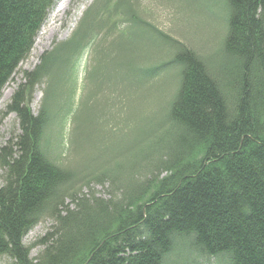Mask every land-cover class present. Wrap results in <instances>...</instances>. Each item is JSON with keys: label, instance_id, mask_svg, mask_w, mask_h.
Here are the masks:
<instances>
[{"label": "trees", "instance_id": "obj_1", "mask_svg": "<svg viewBox=\"0 0 264 264\" xmlns=\"http://www.w3.org/2000/svg\"><path fill=\"white\" fill-rule=\"evenodd\" d=\"M58 1L0 0V96ZM133 2L94 0L70 38L23 72L26 81L7 106L17 115L20 132L0 149V259L8 264H264V0H225L220 66L142 20ZM119 14L126 32L110 41ZM146 39L168 48L166 57L142 65ZM122 44V78L130 80L134 101L163 102V119L142 121V112L132 113L139 117L130 131L134 155L127 175L122 167L110 174L102 167L60 165L84 54L94 47L91 73L104 80L100 51ZM173 79L172 99L162 101L161 91ZM68 83L74 90L66 94ZM42 84L35 114L31 105ZM56 86L59 98L52 91ZM94 182L108 185L106 196L93 190ZM47 217L54 225L34 244L41 248L33 257L25 238Z\"/></svg>", "mask_w": 264, "mask_h": 264}, {"label": "rangeland", "instance_id": "obj_2", "mask_svg": "<svg viewBox=\"0 0 264 264\" xmlns=\"http://www.w3.org/2000/svg\"><path fill=\"white\" fill-rule=\"evenodd\" d=\"M93 1L70 0L58 16L52 18L55 9L51 13L41 30L43 33L40 32L36 39L30 56L20 65L14 79L8 83L0 96V149L20 132L17 115L9 111L7 106L18 85L26 81L23 72L34 70L40 63L43 53L51 51L56 44L70 38L84 11ZM133 3L142 20L155 25L193 49L210 64L220 66V49L227 32L225 0H134ZM114 20H118L117 28L111 32L110 41L118 33L126 32L128 25L123 21L121 14ZM145 41L146 45L142 43V65L155 64L168 54V48L153 44L149 39ZM147 44L150 52L144 50ZM125 48L126 46L122 44L120 48L114 45L112 48L106 47L100 51V55L104 56L103 72L106 77L99 81L94 77V73H91L96 63L94 47H90L84 54L78 70L79 79L74 97L76 107L63 130V140L68 151L66 150L57 160L60 165L82 170L102 167L101 172L106 171L110 174L115 173L118 167H122L126 169L127 175L128 165L134 155V150L130 146L132 139L130 131L136 126V119L139 117V114L132 113L142 112V121L144 118L145 120L161 118L160 109L164 108V103H153L150 98L137 105L134 101L137 95L132 93L129 87L130 80L122 78V67L126 60ZM139 50L140 46L138 53ZM221 76L223 79L222 73ZM174 81L173 79L168 82L164 91H161L162 101L172 99ZM59 87L52 89L57 98H59ZM44 90L45 84L35 90L31 105V110L35 114L40 109ZM72 90H74L73 84L68 83L64 86L66 94L71 93ZM154 104L157 106L152 107ZM76 137L80 140H75ZM3 173L4 169L0 165V187L4 183ZM78 185L84 184L78 182ZM91 186L99 195H107V184L94 182ZM82 191L88 193L89 188L83 187ZM53 225V219L47 217L26 236L25 243L32 246L33 257L41 248L34 244L52 230ZM8 262L6 258L0 259V264H8ZM212 264L217 263L212 261Z\"/></svg>", "mask_w": 264, "mask_h": 264}, {"label": "bare ground", "instance_id": "obj_3", "mask_svg": "<svg viewBox=\"0 0 264 264\" xmlns=\"http://www.w3.org/2000/svg\"><path fill=\"white\" fill-rule=\"evenodd\" d=\"M69 1L70 0H60L55 11H54V13L52 14V18L58 16L60 14V12H62L66 8ZM42 33L43 32H41V34Z\"/></svg>", "mask_w": 264, "mask_h": 264}]
</instances>
